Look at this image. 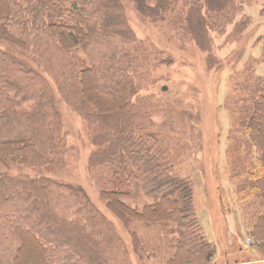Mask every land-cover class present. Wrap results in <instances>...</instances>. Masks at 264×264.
<instances>
[{"label": "trees", "instance_id": "16d2710c", "mask_svg": "<svg viewBox=\"0 0 264 264\" xmlns=\"http://www.w3.org/2000/svg\"><path fill=\"white\" fill-rule=\"evenodd\" d=\"M130 1L154 23L179 4ZM203 1L211 30L233 24V39L242 36L248 19L236 21L239 0ZM258 42L260 56L232 72L219 109L228 124L225 188L263 255L264 76L256 67L264 64V36ZM0 43L45 64L61 101L85 121L94 147L87 168L105 208L130 234L137 264H213L216 248L196 217L192 184L174 172L180 150L168 143V129L159 135L153 117L160 111L138 94L158 57L139 44L120 0H0ZM78 49L85 63L72 52ZM17 76L22 82L13 87ZM54 106L48 81L0 52V264H132L113 223L83 190L51 177L64 168L66 150ZM8 164L34 175L10 174ZM141 199L150 203L140 211L128 204Z\"/></svg>", "mask_w": 264, "mask_h": 264}, {"label": "rangeland", "instance_id": "374dc122", "mask_svg": "<svg viewBox=\"0 0 264 264\" xmlns=\"http://www.w3.org/2000/svg\"><path fill=\"white\" fill-rule=\"evenodd\" d=\"M120 3L127 25L139 44L150 48L158 57L153 62L156 67L151 70L150 82L142 85L138 94L147 96L148 104L160 111L153 117L154 125L162 132L159 135L163 136L168 129V143L180 150L174 172L192 184L196 217L206 239L216 248L212 263L264 264V254L259 252L260 243L243 225L232 203V195L225 188L227 183L222 166L228 124L219 109L228 92L227 82L232 72L239 70L250 57L258 58L261 54L258 40L264 36V0L237 2L241 11L236 21L248 19L247 27L237 39L231 34L233 24L227 26L225 33L209 28L212 21L203 0H179L176 14L166 16L159 23L141 16L130 0H120ZM15 50L13 46L0 43L1 53L5 52L9 58L37 71L54 91V107L59 114L66 150L64 168L51 177L83 190L90 203L113 223L131 263L137 264L130 234L105 208L91 179L87 159L94 147L85 121L61 101L45 64H38ZM72 52L85 63L81 50ZM212 63L214 65L209 66ZM256 73L264 76V64L256 67ZM17 78L13 87L22 82L20 76ZM5 168L10 174L34 175L31 169L23 166L8 164ZM149 203V199L128 202L138 211ZM144 264L158 263L150 259Z\"/></svg>", "mask_w": 264, "mask_h": 264}, {"label": "water", "instance_id": "95a60500", "mask_svg": "<svg viewBox=\"0 0 264 264\" xmlns=\"http://www.w3.org/2000/svg\"><path fill=\"white\" fill-rule=\"evenodd\" d=\"M162 90H164V91H165V90H166V88H163Z\"/></svg>", "mask_w": 264, "mask_h": 264}]
</instances>
